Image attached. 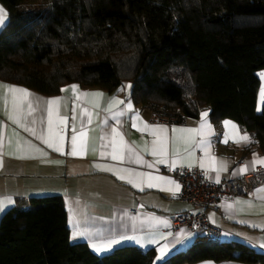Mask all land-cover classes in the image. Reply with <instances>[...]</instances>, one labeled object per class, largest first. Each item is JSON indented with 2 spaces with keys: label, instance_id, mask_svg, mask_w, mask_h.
Returning <instances> with one entry per match:
<instances>
[{
  "label": "trees",
  "instance_id": "1",
  "mask_svg": "<svg viewBox=\"0 0 264 264\" xmlns=\"http://www.w3.org/2000/svg\"><path fill=\"white\" fill-rule=\"evenodd\" d=\"M0 80L56 95L62 86L114 91L130 83L140 106L168 116L232 119L264 152V0H0ZM20 204V205H19ZM154 249L99 255L72 243L62 197L22 200L0 219V264H264L241 241L199 237L154 263Z\"/></svg>",
  "mask_w": 264,
  "mask_h": 264
},
{
  "label": "crops",
  "instance_id": "2",
  "mask_svg": "<svg viewBox=\"0 0 264 264\" xmlns=\"http://www.w3.org/2000/svg\"><path fill=\"white\" fill-rule=\"evenodd\" d=\"M0 8L4 10L1 4ZM258 73H264V69ZM259 79L256 108L258 103L262 107L264 101L260 99L264 79L260 75ZM0 84L15 85L27 89L31 94L27 97L17 94L14 107L12 94H6L5 90L0 88V198L11 197L14 201L0 211V219L7 210L22 200L59 195L66 209L72 243L83 242L90 247L93 240H120L122 236H135L141 243L123 240L115 245L114 249L123 245H135L142 250L154 249V263L163 261L156 259L159 255L157 249L161 246H170L169 254L164 260L176 253L184 252L199 237H204V234L200 229L171 228L168 217L184 211L193 213L203 208L181 201L180 190L175 192V184L152 181L156 186L147 187V174L169 177L180 185L169 173L171 162L175 160L176 167H188L192 164L191 168L201 169L200 160L203 158L205 168L201 170L205 179L215 181L218 174L222 181L229 177H241L232 175L233 169L239 168L245 161H250L254 152L259 157H264V152L257 148L237 146L231 140L227 144L220 142L224 139L223 121L234 122L239 126L241 134L244 130L232 119L212 120L210 110H202L197 118L186 117L183 121L170 123L154 120L155 111L152 108L137 105L131 99L130 83L121 85L114 91L85 87L78 82L62 86L67 88L69 85H77L76 95L70 88L63 92L60 90L56 95H44L4 80H0ZM97 92L103 93V96L80 95ZM52 97L63 99L58 112H53L50 129L46 100ZM113 97L124 103L116 104L108 111L106 109L109 108ZM205 111L208 112L206 119L215 133L207 137L211 142L208 156L196 146L200 140L199 135L172 132L173 127L199 128L201 113ZM117 112H123L124 115L113 118ZM9 113L13 114L18 122L8 119ZM137 113L139 119L135 120L136 127H133V118ZM60 120L64 122L60 123ZM144 122L148 125L167 127V131L162 134L165 138L163 145L165 155H151L153 140L157 137L151 134V129L144 130ZM113 128L120 134L119 136L113 133ZM26 129H34L35 134ZM81 131L86 133L83 138L85 145L80 149L78 138V154L71 155L72 136L79 137ZM229 131L234 134L231 126ZM45 139L59 144L62 151L57 152L48 147L44 143ZM113 141L116 144L115 154L122 155L123 159H112ZM156 148L159 152V143ZM128 149L132 151L129 152ZM209 156L221 158L227 170L219 173L210 170L209 166L213 161ZM137 157L144 163H137ZM159 159H166L168 163H156ZM149 164L153 166L148 167ZM216 166L219 167V162H216ZM107 168L112 170H104ZM251 170L250 168L249 171ZM138 173L145 175L137 176ZM120 176H124L125 179H120ZM128 178H132L138 186L134 187L128 183ZM261 188H264V185L256 188L251 195L223 198L205 209L210 221L223 231L219 242L241 241L255 251L264 253V247L260 246L264 243V191H257ZM132 209L135 211L131 212ZM74 225L91 235L71 239ZM151 240H155L156 243H148ZM177 240L180 242L177 243ZM90 249L94 251L91 247ZM95 253L102 255L108 252ZM194 264L255 263L202 260Z\"/></svg>",
  "mask_w": 264,
  "mask_h": 264
},
{
  "label": "snow or ice",
  "instance_id": "3",
  "mask_svg": "<svg viewBox=\"0 0 264 264\" xmlns=\"http://www.w3.org/2000/svg\"><path fill=\"white\" fill-rule=\"evenodd\" d=\"M6 18L7 15L4 12V10L2 8H0V27H2L5 22H6ZM258 75L261 76L262 79H264V73H258ZM130 87V85H129ZM0 88H3L5 90V93H11L12 97H13V105L15 107L16 105V101H17V94H21L24 97H27L29 95H31L27 89H22L19 88L15 85H3L0 84ZM68 88H70L73 92L74 95L77 94V89L78 86L77 85H69L67 86V88H62L61 91H67ZM80 95L83 96H96V97H102L103 93H82ZM77 98H79V96H77ZM63 98L62 97H52V98H48L46 100V104L48 105V116H49V127L51 129L52 126V115L53 112L56 111L58 112L59 110V106H60V102ZM260 99L264 100V84H262L261 86V90H260ZM124 103L121 100H117L115 97L112 98V102L110 103V106L108 109V111H111V108L116 105V104H122ZM98 106V105H97ZM129 110L131 109V104L129 103L128 105ZM257 111H261V107L258 103L257 106ZM85 112H87V110H85ZM91 114L89 113V116ZM124 115L123 112H117L114 113L113 118H116L118 116ZM208 115V112H202L201 113V122L199 125V128L197 129H186V128H175L173 127L172 132L176 133V132H180V133H195L197 135L200 136V140L197 143V147L201 148L204 152L205 155L208 156L209 155V149L211 148V142L207 139V137H210L212 135H215V133H213L212 129H211V125L208 123L206 117ZM8 119L13 120L14 122H18L16 121V117L9 113L8 114ZM139 119V115L137 113V116L133 118V127H136V123L135 120ZM60 123H63V120L59 121ZM89 123H91V120L89 119ZM224 124L225 127V132H224V139L220 142L227 144L229 142V140H231L234 144H236L237 146L240 145H248L250 143H253L252 137L247 133L244 132L243 134L240 133L239 130V126L236 125L234 122L232 121H228L225 120L222 122ZM229 126H231V129L234 131V134H232L229 131ZM151 129V134L153 136H156L157 139L153 140V150L151 152V155L156 156V155H165L164 150H163V145H164V137L162 136L163 133H165L167 131V127L165 125H148L146 122H144V130H149ZM29 131H32L33 134H35V130L34 129H26ZM139 130V129H138ZM113 133L116 136H119L120 134L116 131L115 128H113ZM86 136V133L84 131H81L79 133V137L77 135H73L72 136V144H73V150L70 153L71 155H76L78 154V148H77V141L79 138V148L83 149L84 145H85V141H84V137ZM122 139V138H121ZM44 143L48 145V147L53 148L55 151L60 152L62 151V147L59 144H55L53 143L51 140L45 139ZM157 143L160 144V149L159 152L157 151L156 145ZM113 149H114V153L112 155V159L117 160V159H123L122 155H116L115 154V149H116V144L115 141H113ZM22 150V149H21ZM129 152H131V149H128ZM209 159L211 161H213V163L209 166L210 170L212 171H216L217 173H219V171H225L227 170L226 164L224 163V161L221 158L218 157H214V156H209ZM137 163H144V161L137 157L136 160ZM216 162H219V167L216 166ZM156 163L159 164H165L168 163V161L166 159H159L156 161ZM176 161L173 160L170 164V168L171 169H175L176 168ZM259 165L260 167H264V157H259L255 152L252 154V159L250 161H245L239 168L233 169L232 175H240L243 176L247 171H249V169L251 168L252 170L256 169V166ZM153 165L149 164L148 167H152ZM188 167H192V164H189ZM200 167L201 169L205 168V163L203 158L200 160ZM106 171H111L112 169L107 168L104 169ZM137 176H142L145 174H136ZM205 175L207 176V172H205ZM120 179H125L124 176H120ZM147 178H148V183H147V187H155L156 184L152 183V181H161V182H165L167 184H175V192H179L180 190V185L178 183H176L175 181L171 180L169 177H164V176H151L150 174H147ZM128 183L132 184L134 187L138 186L137 183L132 179V178H128L127 180ZM216 183H220V178L219 175L217 174L216 176ZM163 190V189H162ZM171 190V189H169ZM258 192L260 191H264V188L261 189H257ZM175 192L173 194H175ZM14 201L12 200L11 197H4V198H0V211H3L5 209L6 206L13 204ZM70 223H72V220L70 219ZM166 223V222H165ZM86 234L91 235L90 233H86V231H82L80 230L76 225H74V231L72 232V236L71 239H75L77 237H83ZM123 240H133L136 241V243H141V241L139 239H137V237L135 236H122L120 240H93L90 243V247L97 253H104V252H110L114 249L115 245H118L121 243V241ZM180 241L177 240V243H179ZM148 243H156L155 240H151L148 241ZM261 247H264V243H262L260 245ZM159 255L157 256V260H164L165 257L169 254V250H170V246L169 245H164L159 247L158 249Z\"/></svg>",
  "mask_w": 264,
  "mask_h": 264
},
{
  "label": "built area",
  "instance_id": "4",
  "mask_svg": "<svg viewBox=\"0 0 264 264\" xmlns=\"http://www.w3.org/2000/svg\"><path fill=\"white\" fill-rule=\"evenodd\" d=\"M184 119L186 117H182L177 112L162 116L155 111L154 115V120L170 123ZM169 173L180 183L179 199L203 208L193 213L184 211L169 216L170 227L200 229L204 237L212 242H219L223 231L210 221L205 209L217 204L223 198L251 195L256 188L264 185V167L260 166H256L255 170H251L241 177H229L220 183L207 181L203 171L197 167H176L169 170ZM134 211V209L131 210V212Z\"/></svg>",
  "mask_w": 264,
  "mask_h": 264
}]
</instances>
